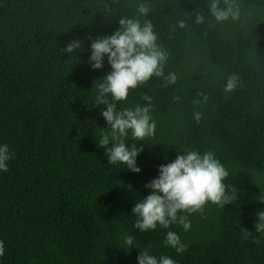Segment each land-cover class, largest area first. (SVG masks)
<instances>
[{"label": "trees", "instance_id": "trees-1", "mask_svg": "<svg viewBox=\"0 0 264 264\" xmlns=\"http://www.w3.org/2000/svg\"><path fill=\"white\" fill-rule=\"evenodd\" d=\"M141 3L151 8L147 17ZM235 4L239 18L217 22L209 0H0V145L15 153L0 170V264H138L145 248L177 264H264V235L255 232L264 209V0ZM197 15L204 23H195ZM121 18L151 21L168 53L165 74L177 76L170 86L153 76L118 105L152 97L155 136L127 141L143 147L139 173L109 164L97 148L108 125L92 107L111 66L105 56L102 69L91 68L89 36L113 34ZM180 20L186 28L176 27ZM77 38L79 49L61 52ZM232 74L239 85L226 94ZM200 93L208 99L194 105ZM190 150L215 154L229 172L226 192L236 189L238 199L223 208L209 203L205 218L190 214L187 232L134 229V203L151 192L145 184ZM241 228L251 231L248 240ZM169 230L189 245L185 253L164 246ZM129 234L138 248L126 252Z\"/></svg>", "mask_w": 264, "mask_h": 264}, {"label": "clouds", "instance_id": "clouds-1", "mask_svg": "<svg viewBox=\"0 0 264 264\" xmlns=\"http://www.w3.org/2000/svg\"><path fill=\"white\" fill-rule=\"evenodd\" d=\"M224 7H220V0H209L208 9L217 22L229 18H239V9L235 0H223ZM141 16L147 17L151 8L144 3L138 5ZM203 15H197L195 23L202 24ZM120 27L110 35H103L91 40V54L89 63L93 70L104 67L105 56L111 66L109 71L95 85L96 95L92 107L101 108V115L108 127L103 131L97 141V148H103L104 155L109 164L120 163L128 170L139 173L141 168L137 165V156L143 150L135 143L129 145L127 141H143L155 136L156 122L152 118V97L144 95L143 106L134 108H120L118 105L128 99L129 91L147 83L153 76L160 77L164 86L176 83L177 76L169 72L165 74V65L168 53L157 44V34L150 20L145 19L143 25L137 18H121ZM176 27L186 28L184 20L178 21ZM82 41L77 38L61 49L62 53L71 54L81 47ZM239 85V77L232 74L228 77L224 92L233 93ZM202 99L193 101L194 105L205 103L208 96L198 94ZM179 101L180 97H174ZM102 106V107H101ZM202 113L197 110L193 119L199 122ZM15 153L10 151L7 144L0 145V170L7 172V162L13 159ZM158 176L154 177L145 187L151 192L142 200L134 203L132 213L137 217L133 227L140 232L149 233L159 229H170L179 225L185 232L192 227L190 214L197 213L205 218L206 206L211 203L220 208L231 204L238 199L237 190L232 189L231 194L226 192L223 182L229 175L228 170L216 158L213 152L201 153L190 150L178 154L175 160L158 166ZM258 199L264 202V194ZM255 232L264 235V209L256 213ZM242 238L248 240L251 231L241 228ZM254 244H260L259 237H252ZM122 247L126 252L136 247L134 236L124 237ZM165 247L173 249L177 254L185 253L189 245L183 242L181 236L172 230L166 232L163 241ZM5 255V244L0 241V257ZM138 264H177V261L168 255L157 257L145 248L137 256Z\"/></svg>", "mask_w": 264, "mask_h": 264}]
</instances>
